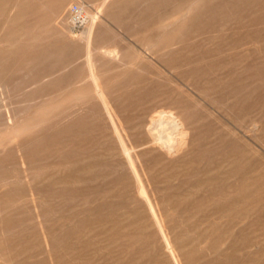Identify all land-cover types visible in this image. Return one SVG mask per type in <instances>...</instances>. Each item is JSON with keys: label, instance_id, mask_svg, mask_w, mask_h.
Wrapping results in <instances>:
<instances>
[{"label": "rangeland", "instance_id": "374dc122", "mask_svg": "<svg viewBox=\"0 0 264 264\" xmlns=\"http://www.w3.org/2000/svg\"><path fill=\"white\" fill-rule=\"evenodd\" d=\"M9 1L10 4L14 3L11 5L14 8L12 11H9V9H13L9 5ZM54 1L56 0H0V11L3 8L5 9L1 11L0 17V40L2 39L0 41V57L4 58H0V61L2 60L0 69L3 68L2 72L0 71V82L3 83H0V264H264V51H262L264 50V6L262 5L264 1L221 0L219 2L220 0H215L219 3L217 4L214 0H177L178 2H175L176 0H150L148 2H145V0H117L118 2L107 0L104 6H101L102 0ZM62 2L66 3L63 9L59 11ZM209 2L210 4H208ZM124 3L125 6H123ZM205 3L210 7H207ZM41 4L46 6L43 7ZM77 6L80 12L82 9L85 10L84 25L85 22L87 23L89 14H98V25L103 29V36L108 38V41H105L104 44L115 42V44L120 45L122 56L128 63L119 65L116 61H100V63L98 61V69L106 88H116L120 92L122 100H125L124 107L130 112V115L136 112L134 114L136 115L135 118H140V121L136 119V122H141L145 118L148 119L149 116L164 113L170 108H176L175 110L179 115L187 117L186 127L189 131L187 135L180 137L173 144L151 151L149 156L144 157L143 164L139 167H134L133 163H127V167L132 168L127 174L124 164H120L119 172L114 176L109 175L102 183L87 182V187H82L79 190H77L76 183L75 191L77 190L76 194L79 197L76 200L68 199V202L66 200L64 201L66 203H64L63 200L67 198L63 197V200H61L62 198L56 195L57 190H53V194L56 195L55 198L50 197L51 199L46 202L47 204L43 203L44 206H42L43 209L46 207L54 209L46 219V226L49 229L47 239L51 242L49 246L46 244V237L37 216L38 208H34L29 200L27 188L23 187L18 193L13 188L11 175L14 172V164L11 162L14 158L13 143L15 138L13 136L16 131L13 130L9 118L16 104L20 105L22 119L34 115L39 107L38 95H44L42 97H44L46 108L49 111V122H52L66 114L68 110L75 108V106L82 105L88 97V94L82 93L88 87V83L86 72L83 71L85 68L84 66L81 67V57L65 67L63 65L66 64H52L50 62L52 56L68 57L70 53L74 57L73 53L79 55L81 52L80 49L73 50L75 46L77 47V44L68 43V35L64 32V29H69L71 26L72 16H74L73 10ZM106 7L107 9H104ZM118 7H120V11ZM200 7L202 9H200L201 13L200 10L197 11ZM37 8H39L38 11ZM188 8L189 10H187ZM205 8V13H203ZM208 8L209 11H207ZM51 9L53 12L50 11ZM114 10L118 13H113ZM43 11L45 14H41ZM57 11L58 13H56ZM69 12L73 15L71 16ZM181 13L185 15H180ZM230 13L231 15L228 16ZM63 14L65 15L61 16ZM81 14L84 15L83 12ZM48 15H54V18H48ZM40 16H43L44 19L43 21L41 17L39 21V23L43 21L41 22L43 26L37 23ZM222 16L225 18H222ZM230 16L236 19H232ZM217 18H220V20L218 21ZM172 21L173 24H170ZM36 23L37 25H35ZM105 23H108V25ZM152 23L153 25H151ZM163 23L167 27H164ZM49 24L52 26L49 27ZM146 24L150 25L146 26ZM186 24L189 27L185 26ZM222 24L224 25L221 28ZM117 25L119 28L121 27V31H125L124 35L123 32L117 33L119 32ZM138 26L143 27L139 29ZM154 26L157 28H154ZM206 26L210 29V34H208L209 31ZM34 27L35 32L32 30ZM159 27L163 29H159ZM217 29L219 30L216 31ZM17 31L21 34L20 38L22 37V39L17 35ZM28 32L31 34L24 36ZM109 32L112 33L108 34ZM10 33V37L15 35L16 38H10ZM151 33L154 34L151 35ZM158 33L159 35H157ZM154 36L155 38H153ZM62 37L66 38L62 39ZM93 37L96 39L97 34H94ZM29 38L30 41L32 39L31 42H28ZM183 38H187L189 45L192 44L190 45L192 49L196 50L197 48L187 60L183 57L179 58V56H171V58L168 55L162 58L157 56L145 58L143 57L144 50L137 47L142 46L144 48L147 44H162L167 41L178 45ZM200 38H204V41L202 42ZM52 39L56 40L52 42ZM117 39L119 41H116ZM154 39L155 42H153ZM6 40L8 41L7 45H4ZM38 40L42 42H38ZM197 40H200L199 42L203 46L198 45ZM33 42H38L37 47ZM23 43H25V46ZM55 43L63 45L60 48L58 44L61 50L58 49ZM206 43L207 45H205ZM219 43L222 45H218ZM18 44H22L23 47ZM71 44L73 47L70 46ZM193 44L196 47H193ZM16 45L17 48L13 47ZM71 47L72 52H70ZM52 48H55V50ZM45 49L46 54L45 51H41ZM65 49H68V52ZM208 49H212V52ZM60 51L61 53L58 54ZM32 52L35 55L37 53V57L41 55L39 53L45 54L42 57H47V60H40L41 64L35 67L25 65V61L29 58V55H32ZM8 53L10 54L8 55ZM27 54L28 56H26ZM35 55L30 56V58L35 57ZM7 56L9 58H6ZM20 56L22 58L26 57L23 58L25 60L22 61ZM175 59L178 61L175 62ZM48 60L49 64L47 63ZM16 63H18V65H15L17 70L14 69L17 72L13 70ZM40 65L46 66V69ZM75 66L81 71L74 68ZM70 68L72 75H70ZM52 69L53 71L50 72ZM56 70L60 71L57 72ZM28 71L31 73L26 76ZM32 71H34V75L39 71V77L37 75L35 77ZM74 71L77 73L74 74L75 77L73 76ZM9 76L10 79L13 78L14 80L12 83H10L11 80H8ZM41 76L45 78L42 77V79ZM17 77L25 78V80L23 79L24 83L20 84L23 82L22 79L20 83L15 82ZM234 78L237 80L235 81ZM51 79L54 81L56 79L55 82L58 85L54 81L51 82ZM71 79L72 82H70ZM76 80L79 82H76ZM29 81L30 85L36 82L35 85H32L34 89L28 90V92H26L27 90L23 91L21 87L29 84ZM65 81L67 85L64 84ZM41 82L43 83L41 84ZM5 86L7 89H5ZM17 87H19V90ZM227 87L229 92L226 89ZM53 92L56 96L53 95ZM30 99L33 100L30 101ZM24 105L25 107H23ZM133 108L134 110L130 111ZM131 118L129 117V119ZM180 118L175 117V122L168 129L174 130L177 126H180ZM168 121H170V118H168ZM104 136L110 143L111 138L107 132ZM182 142L188 144L183 147ZM109 147H111V151H116L113 146L110 145ZM92 148L95 153L101 150L100 147L94 146ZM87 153L90 154L89 151ZM115 157L119 158V155L115 153ZM1 158L4 159L1 160ZM98 159L100 160L96 156L89 158L81 165L82 167H91L93 164L98 163ZM79 167L80 164H76L73 169H79ZM4 177L7 183L2 180ZM151 177L152 179H150ZM117 179L125 181L123 182L125 185L133 186L136 189L142 187L145 196L140 201L131 202L129 199L128 202L127 198H122L120 195L121 187ZM157 181L159 185L156 188L151 190L145 188L147 183ZM81 184L85 186L84 181L78 185L82 186ZM121 198L124 202H120L122 201ZM150 198L153 201L161 202L160 209H148L151 206ZM178 203L181 205H178ZM64 205V211L59 212L60 206ZM77 206L83 207L78 208ZM76 207L77 209L73 211ZM170 210L174 213H171ZM68 211H70L69 215L64 213ZM62 214L64 215L62 216ZM139 214L140 219H136ZM74 219L75 223L72 222ZM65 222L67 223L65 224ZM69 223L72 225H69ZM4 227H7L8 230L4 231ZM60 228L62 229L60 230ZM141 228L142 233L139 230ZM153 228L159 229L160 236L169 233L171 237L174 233L173 238L178 240L177 244L180 246V250L174 252L177 248H173L165 254L164 251L166 250L159 245L156 229ZM120 229L123 232H119L122 231ZM73 234L75 238H73ZM175 236L177 237L175 238ZM52 237L57 240H52ZM69 237H71L69 240L73 239V241H69ZM138 237H141L140 241ZM50 249L54 250L50 251ZM46 252L48 254H45ZM131 255L134 257H131Z\"/></svg>", "mask_w": 264, "mask_h": 264}, {"label": "bare ground", "instance_id": "6f19581e", "mask_svg": "<svg viewBox=\"0 0 264 264\" xmlns=\"http://www.w3.org/2000/svg\"><path fill=\"white\" fill-rule=\"evenodd\" d=\"M14 1V0H13ZM17 1V0H16ZM58 1V0H56ZM54 1V2H56ZM74 1V0H73ZM110 1V0H109ZM108 1V2H109ZM112 1V0H111ZM124 1V0H123ZM129 1V0H128ZM127 1V3H128ZM150 0H145V2H148ZM169 1V0H168ZM184 1V0H183ZM215 1V0H214ZM219 1V0H217ZM229 1V0H228ZM252 1V0H251ZM264 1V0H263ZM12 2V1H11ZM21 2V1H20ZM68 2V1H67ZM107 0H102L101 2V6H104L106 4ZM116 2H118L116 0ZM140 2V1H139ZM175 2H178L177 0ZM190 2V1H189ZM197 2V1H196ZM216 2V1H215ZM214 2V3H215ZM221 2V0L219 1ZM253 2V1H252ZM258 2V0L256 1ZM13 3V2H12ZM41 3V2H40ZM65 3L66 2H62V4L60 5V8H59V11L60 9H63V7L65 6ZM126 3V2H125ZM125 3L123 6H125ZM182 3V2H180ZM200 4V2H198ZM212 3V2H211ZM217 4H219L218 2H216ZM224 3V2H222ZM236 3V2H235ZM14 4V3H13ZM13 4H10V1H9V5H13ZM43 4V3H42ZM41 4V5H42ZM52 4V3H51ZM68 4V3H67ZM80 4V3H79ZM100 4V3H98ZM98 4H97V7H98ZM175 4H178V3H175ZM204 4V3H203ZM206 4V3H205ZM210 4V2L208 3ZM132 5V4H131ZM135 5H138V4H135ZM174 5V3H173ZM190 5V4H189ZM193 5V3H192ZM191 5V6H192ZM207 5V4H206ZM241 5V4H240ZM249 5V4H248ZM253 5V4H252ZM264 6V4H262ZM43 7H45L44 5H42ZM40 6V7H42ZM122 6V8H123ZM128 6V5H127ZM179 6V5H177ZM188 6V4H187ZM198 6V5H197ZM216 6V4H215ZM256 6V5H254ZM12 7V6H11ZM10 7V8H11ZM15 7V5H14ZM83 7V6H82ZM100 7V6H99ZM196 7V6H195ZM199 7V6H198ZM203 7V5H202ZM207 7H210L207 5ZM206 7V8H207ZM219 7V6H218ZM217 7V8H218ZM253 7V6H252ZM259 7V6H257ZM256 7V8H257ZM13 8V7H12ZM109 8V7H108ZM120 7H118V10L120 11L119 9ZM127 8V7H126ZM192 8V7H191ZM194 8V7H193ZM205 9L203 13H205ZM246 8V7H244ZM251 8V7H250ZM46 9V8H45ZM104 9H107L104 8ZM198 9V8H196ZM201 9V7L197 10L199 11ZM213 9V8H211ZM216 9V7H215ZM243 9V8H242ZM252 9V8H251ZM260 9V8H259ZM4 11L5 9H1V11ZM12 11L14 10L13 9H9V11ZM39 10V8H37V11ZM41 10V8H40ZM58 10V9H57ZM71 10V9H70ZM69 10V11H70ZM98 10V9H97ZM101 10V8H100ZM103 10V9H102ZM110 10V9H109ZM117 10V9H116ZM116 10H114L115 12L113 13H118L116 12ZM189 10V8L187 9ZM192 10V9H190ZM195 10V9H194ZM202 10V9H201ZM201 10H200V13H201ZM253 10V9H252ZM1 11H0V17H1ZM51 12L52 9L50 10ZM123 11V10H122ZM161 11V10H160ZM172 11V10H171ZM193 11V10H192ZM191 11V12H192ZM209 11V8L208 10ZM232 11V10H231ZM68 12V11H67ZM85 12L84 9L81 10L80 12V9L79 7L77 6L76 9L73 10V14L74 16H72L73 14H71L72 16V20H71V26L69 27V29H64V32L65 34L68 35V43H72L73 45L77 44V47L75 46V48H73V50L77 49L80 51V54L77 56L76 54H72L76 55L75 59L74 57H72L70 55V53L67 55L68 57H51L52 60L50 61L52 64L54 63H57V64H66V65H63V67L65 66H68L70 63H73V62H76L77 58H82V66H84L85 71L86 72V81L88 83V87L82 91L83 94H88L87 98L84 100L83 104L80 105V106H75V108L71 109V110H68L66 114H64L63 116H61L60 118H58L57 120L55 121H52V122H49V119H50V116H49V111L47 110L46 108V101L44 99V95H38L39 97V107L37 109V112L34 114V115H30L28 116L27 118L25 119H22L21 117V111H20V105H17L15 106V108L13 109V111H11V115H10V123L13 125V130L16 131V133H14V158H13V163L14 164V172L13 174L11 175V178H12V183H13V188L14 190H16V193H18L19 191H21L23 189V187H26L27 188V193L29 195V200L32 202L34 208H38V213H37V216L39 218V222H40V225L42 227V230H43V234L44 236L46 237V244L47 245H51L49 242V240L47 239V235H48V226H46V219H48V216H50V214L54 211V209L52 207H49V208H45L43 209L42 206L43 203L44 204H47L46 202H48L52 197V198H55V196H59L60 198H62L61 200H63V197H66L67 199H64V201L67 200L68 202V199L70 200H76L78 197V195L76 194V191L79 190L80 188L84 187L86 188L87 187V182H95V183H102L105 181V178L109 177V175L111 176H114L116 175L119 170H120V164H124L125 166V172L126 174L128 172H130V170H132V168H129L127 167V163H133L134 167H139L140 165L143 164V160H144V157L145 156H149L150 152L151 151H154V150H158L160 148H162L163 146L165 145H171L173 144L176 140H179L180 137H183L185 135L188 134V131L189 129L186 127V123L188 122L187 120V117H184L183 115H179L177 112H176V108L173 109V108H170L168 111L166 110V112L164 111V113H161V114H156V115H153V116H149L148 119L145 118V120L139 122L140 118L137 119L135 118L136 115H130V112H128V110L124 107V102L125 100H122L121 98V94L120 92H118V90L116 88H112V89H108L106 88V84L104 85L103 83V80L100 76V72H99V69H98V63H100V61H116L118 62L119 65H123V64H126L128 63L125 59H124V56H122V52H121V47L120 45L118 44H115V42L113 44H104L105 41H108L106 37L103 36V29L101 28L100 25H98V14H89L88 15V19H87V23L85 22V25H84V19H85V16L86 14L82 15L81 13ZM98 12V11H96ZM106 12H108L106 10ZM124 12V11H123ZM131 12V10H130ZM143 12V11H142ZM229 12V11H228ZM256 12V11H254ZM4 13V12H3ZM2 13V14H3ZM41 13V12H40ZM45 14V12L43 11L41 14ZM58 13V11L56 12ZM60 13V12H59ZM88 13V12H86ZM101 13V12H100ZM105 13V11H104ZM103 13V14H104ZM111 13V12H110ZM168 13V12H167ZM182 13H186V12H182ZM180 14V15H185V14ZM189 13V11H188ZM194 13V12H192ZM199 13V14H200ZM222 13V12H221ZM9 14H11L9 12ZM40 14V15H41ZM53 14V13H52ZM68 14V13H67ZM106 14V13H105ZM109 14V13H108ZM152 14V13H151ZM191 14V13H190ZM227 14V13H226ZM238 14V12H237ZM260 14V13H259ZM27 15V14H26ZM25 15V16H26ZM54 15H55V11H54ZM54 15L53 16H47L48 18L49 17H53L54 18ZM57 15V14H56ZM59 15V14H58ZM65 14L61 15V16H64ZM145 15V13H144ZM163 15V13H162ZM161 15V16H162ZM196 15V14H195ZM193 15V16H195ZM231 15L228 14V16ZM255 16V14H253ZM252 15V16H253ZM9 16V15H8ZM24 16V15H22ZM82 16V17H81ZM138 16H141V15H138ZM155 16V15H154ZM159 16V17H161ZM189 16V14H188ZM221 16V15H220ZM241 16H242V13H241ZM42 17V20L44 21L43 19V16H40L39 17V20L37 23H39V21L41 20L40 18ZM69 17V15H68ZM102 17V16H101ZM180 17V16H179ZM178 17V18H179ZM192 17V16H191ZM204 17V16H203ZM224 16H222L223 18ZM226 17V15H225ZM224 17V18H225ZM236 17V16H235ZM4 18H6V16H4ZM8 18V17H7ZM37 18V17H36ZM56 18V17H55ZM70 18V17H69ZM68 18V19H69ZM103 18V17H102ZM193 18V17H192ZM194 18H197V17H194ZM221 18V17H220ZM220 18H217L218 21L220 20ZM230 18H232V16H230ZM234 18V17H233ZM232 18V19H233ZM240 18V17H239ZM238 18V19H239ZM19 19V18H18ZM52 19V18H51ZM59 19V18H58ZM107 19V18H106ZM105 19V20H106ZM109 19V17H108ZM143 19V18H142ZM177 19V18H176ZM190 19V18H189ZM216 19V20H217ZM236 19V18H234ZM13 20V19H12ZM110 20V19H109ZM130 20V19H129ZM158 20V19H157ZM215 20V19H214ZM213 20V21H214ZM215 20V21H216ZM222 20V19H221ZM41 21V22H43ZM54 21V20H53ZM113 21V20H112ZM147 21V20H146ZM176 21V20H175ZM198 21V20H197ZM196 21V22H197ZM208 21V20H206ZM258 21V20H257ZM41 22L39 23L41 25ZM81 22V23H80ZM109 23V21H107ZM5 23H7L5 21ZM21 23V21H20ZM37 23L35 25H37ZM52 23V21H51ZM69 23V22H68ZM104 23V22H103ZM108 23H105L108 25ZM140 23V22H139ZM138 23V24H139ZM155 23V22H154ZM178 23V22H177ZM101 24V23H100ZM104 24V25H105ZM112 24V23H111ZM114 24V23H113ZM137 24V23H136ZM164 24V27H167L165 26V23ZM168 24V23H167ZM170 24H173V21L170 23ZM207 24V23H205ZM18 25V24H17ZM39 25V26H40ZM57 25V23H56ZM70 25V24H69ZM110 25V24H109ZM115 25V24H114ZM150 25V24H148ZM146 24V26H148ZM153 25V23L151 24ZM175 25V24H174ZM173 25V27H174ZM208 25V24H207ZM224 24L221 25V28L223 27ZM264 25V24H263ZM43 26V25H41ZM49 27H51L52 25H48ZM144 26V27H146ZM169 26V25H168ZM184 26V24H183ZM187 27H189V25H185ZM204 26V24H203ZM252 26V25H251ZM37 27V26H36ZM65 27V26H64ZM68 27V26H67ZM66 27V28H67ZM109 27V26H108ZM107 27V28H108ZM117 27V30L119 32L117 33H121L123 31L120 30V28L118 27V25L116 26ZM136 27V26H135ZM140 27V26H138ZM143 26H141L139 29H142ZM156 26H154L155 28ZM186 27V28H187ZM200 28L202 26H199ZM198 27V28H199ZM207 27V26H206ZM39 28V27H38ZM38 28H36L38 30ZM47 28V27H46ZM61 28V27H60ZM130 28V27H128ZM157 28V27H156ZM161 27H159L160 29ZM197 28V29H198ZM208 28V27H207ZM206 28V29H207ZM220 28V26H219ZM21 29V28H20ZM29 29V28H27ZM35 27L32 28L33 32L34 31ZM132 29V28H131ZM130 29V30H131ZM163 29V28H161ZM264 29V28H263ZM7 30V29H5ZM19 30V29H18ZM36 30L37 33H39L38 31ZM54 30V29H53ZM56 30V29H55ZM108 30V29H107ZM110 30V29H109ZM115 31V29H113ZM127 30V29H126ZM152 30V28L150 29V31ZM154 30V29H153ZM194 30V29H193ZM213 29H211L212 31ZM219 29H217L216 31H218ZM252 30V29H251ZM2 31V30H1ZM21 31V30H20ZM111 31V30H110ZM139 31V30H138ZM157 32H159L158 30H156ZM155 31V32H156ZM161 31V30H160ZM198 31V30H197ZM208 34H210V29L208 28ZM214 31V30H213ZM227 31V30H226ZM259 31V30H258ZM257 31V33L259 34V32ZM19 31H17L16 33H18ZM30 32V31H29ZM27 35H24V36H28L29 33ZM32 32V33H33ZM43 32H45L43 30ZM51 32V31H50ZM108 32V31H107ZM125 32V31H124ZM123 32V35L125 34ZM263 32V31H262ZM14 33V34H16ZM24 33V32H22ZM41 33V32H40ZM112 32H109L108 34H111ZM115 33V32H114ZM195 33V32H194ZM193 33V34H194ZM215 33V31H214ZM219 33V32H218ZM225 33V32H224ZM224 33H220V34H224ZM13 34V33H12ZM25 34V33H24ZM34 34V33H33ZM51 34V33H49ZM94 34H97V38L94 39ZM132 34V33H131ZM154 34V33H153ZM151 33V35H153ZM228 34V32H227ZM11 33L9 34V37H10ZM17 35H19V38H20V33H18ZM61 35V34H60ZM114 35H117V34H114ZM159 35V33L157 34ZM207 35V34H206ZM35 36V35H34ZM33 36V37H34ZM99 36V38H98ZM126 36V35H125ZM130 36V35H129ZM194 36V35H192ZM191 36V37H192ZM197 36V35H196ZM194 36V37H196ZM208 36V35H207ZM210 36V35H209ZM212 36V35H211ZM219 36V35H218ZM222 36V35H220ZM225 36V35H224ZM263 36V35H262ZM13 37V35L11 36ZM10 37V38H11ZM30 37V36H29ZM37 37V36H36ZM39 37V36H38ZM37 37V38H38ZM60 37V36H59ZM117 37V36H116ZM179 37V36H178ZM190 37V38H191ZM192 37V38H194ZM199 37V35H198ZM197 37V39H198ZM206 37V36H205ZM204 37V38H205ZM223 37V36H222ZM232 37V36H231ZM5 38V37H4ZM3 38V40L5 41V39ZM13 38H16V36L14 35ZM12 38V39H13ZM27 38V37H26ZM25 38V39H26ZM66 38V37H65ZM62 37V39H65ZM124 38V37H123ZM155 38V36L153 37ZM203 38V39H204ZM211 38V37H210ZM225 38V37H223ZM229 38V37H228ZM258 38V37H257ZM264 38V37H263ZM8 39V38H6ZM18 39V37H17ZM22 39V37L20 38ZM24 39V38H23ZM42 39V38H41ZM202 38H200L201 40ZM201 40L202 42L204 40ZM209 39V38H207ZM262 39V38H261ZM53 40H56V39H52V42ZM59 40V39H58ZM61 40V38H60ZM177 40V39H176ZM191 40V39H189ZM199 40V41H200ZM2 41V39L0 40ZM11 41V40H10ZM30 41V38L28 40V42ZM32 41V39H31ZM30 41V42H31ZM41 41V40H38V42ZM116 41H119V39H117ZM134 41V40H133ZM156 40L154 39L153 42H155ZM197 40V42H199ZM8 41L6 40L5 44L4 45H7ZM37 42V43H38ZM42 42V41H41ZM224 42V41H223ZM222 42V44H223ZM257 43V41H255ZM262 42V41H261ZM19 43V42H18ZM35 43V45L37 44L36 42H33V44ZM63 44V42H61ZM112 43V42H111ZM179 43V42H178ZM194 43V42H192ZM218 43V42H216ZM215 43V44H216ZM255 43V44H256ZM264 43V41H263ZM9 44V43H8ZM11 44V43H10ZM24 46H25V43H23ZM58 44H59V47L62 48V46L64 45H61L60 43H55V45H57L58 47ZM70 45L73 47V45ZM198 44V43H196ZM221 43H219L218 45H220ZM221 44V45H222ZM3 45V46H4ZM19 45V44H18ZM22 44H20L19 46H21ZM39 45V44H38ZM61 45V46H60ZM179 45V46H178ZM178 45H174L173 42H170V41H167V42H164L162 44L160 43H157V44H147L145 45L144 48H147V49H144L142 46H137L139 48H141V50H144V56L145 58H148L149 56L150 57H165L166 55L168 56H179V58L183 57L185 58V60H187V58H189L194 51L197 50H194V48L192 49L190 47V44L188 43V40L187 38H183V40H180V43ZM200 46H203L201 45V42H199ZM207 45V43L205 44ZM220 45V46H221ZM9 46H12V45H9ZM40 46V45H39ZM196 47V45L193 44V47ZM225 46V45H224ZM15 48H17V45L16 46H13ZM12 47V48H13ZM23 47V46H21ZM21 47H18V48H21ZM28 47V46H27ZM33 47V46H31ZM37 47V45H36ZM41 47V46H40ZM52 47V46H50ZM55 47V48H57ZM58 47V49H60ZM67 47V45H66ZM72 47H71V50L70 52H72ZM178 47V48H177ZM232 47V46H231ZM2 48V47H1ZM7 48V47H6ZM55 48H52L55 50ZM199 48V46H198ZM234 48V47H232ZM5 49V48H4ZM11 49V47H10ZM26 49V47H25ZM29 49V48H28ZM57 49V50H58ZM231 49V48H230ZM229 49V50H230ZM12 50V49H11ZM14 50V49H13ZM61 50V49H60ZM67 50L68 52V49H65V51ZM207 50V49H206ZM209 50V49H208ZM212 50V49H211ZM211 50H209L210 52H212ZM214 50V49H213ZM1 51V50H0ZM7 51V50H6ZM41 51H45V54H46V49L45 50H41ZM40 51V52H41ZM59 51V50H58ZM57 51V52H58ZM205 51V50H204ZM264 51V50H262ZM19 52V51H18ZM22 52V51H21ZM30 52V51H29ZM28 52V53H29ZM206 52V51H205ZM204 52V53H205ZM217 52V51H215ZM27 53V52H26ZM61 51L58 53L60 54ZM141 53V52H140ZM202 53V52H201ZM4 54V53H3ZM6 54V52H5ZM4 54V55H5ZM10 53H8L9 55ZM31 54V53H30ZM41 54V55H40ZM44 54V55H45ZM53 54V53H51ZM65 54V53H64ZM67 54V53H66ZM14 55V54H13ZM32 55L34 56L35 54H33L32 52ZM32 55H29V58L25 61V65H30V67H35L36 65H39L41 64L40 63V60H47V57H42L44 56L42 53H39V57H37V53L35 55V57H31ZM49 55V54H48ZM223 55V54H221ZM23 56V55H22ZM28 56V54L26 55ZM195 56V55H194ZM205 56V55H204ZM203 56V57H204ZM4 57V56H3ZM12 57V55H11ZM15 57V56H14ZM21 57V56H20ZM19 57V58H20ZM193 57V56H192ZM1 58V57H0ZM6 58H9V56H7ZM22 58V57H21ZM20 58V59H21ZM23 58H26V57H23ZM23 58L21 59L22 61ZM130 58V57H129ZM128 58V59H129ZM172 58V57H171ZM1 59H4V58H1ZM16 59V57H15ZM14 59V61H16ZM101 59V60H100ZM127 59V60H128ZM152 59V58H151ZM155 59V58H154ZM166 59V58H165ZM9 60V59H7ZM6 60V61H7ZM12 60V59H10ZM19 60V59H18ZM177 62L178 60L175 59ZM2 61V60H1ZM0 61V63H2ZM81 61V60H80ZM99 61V62H98ZM174 61V60H173ZM190 61V60H189ZM49 62V60L47 61V63ZM98 62V63H97ZM202 62V61H201ZM11 63H14V62H11ZM20 63V62H19ZM182 63V62H181ZM189 63V62H187ZM186 63V64H187ZM49 64V63H48ZM80 64V62H79ZM1 65V64H0ZM8 65V64H7ZM6 65V66H7ZM15 65H18V63L14 64V67H13V70H15ZM189 65V64H188ZM5 66V67H6ZM11 66H13L11 64ZM42 66L44 69H46L44 67V65H40ZM56 66V65H55ZM61 66V65H60ZM59 66V67H60ZM73 66V65H72ZM102 66V65H101ZM182 66V65H181ZM187 66V65H185ZM254 66V65H253ZM26 67V66H25ZM58 67V69H60ZM62 67V66H61ZM62 67V68H63ZM2 68V67H1ZM15 68V69H14ZM17 68H20V67H17ZM48 68V66H47ZM74 68H77V66H75ZM73 68V69H74ZM247 68V67H246ZM3 69V68H2ZM2 69H0V71L2 72ZM25 69V68H24ZM30 69V68H29ZM28 69V70H29ZM33 69V68H32ZM36 69V68H35ZM39 69V68H38ZM67 69V68H66ZM66 69H64L66 71ZM83 69V68H82ZM11 70V71H13ZM17 70V69H16ZM15 70V72H17ZM34 70V69H33ZM43 70V69H42ZM63 70V71H64ZM78 70V68H77ZM107 70V68H106ZM53 71L50 70V72ZM57 71V70H56ZM60 70H58L57 72H59ZM78 71H81V69H79ZM101 71V70H100ZM237 71V70H235ZM234 71V72H235ZM14 72V71H13ZM12 72V73H13ZM36 72V71H35ZM38 72L37 71L36 75L38 76ZM70 72H71V68H70ZM106 72V71H104ZM187 72V71H186ZM247 72V71H246ZM10 73V72H9ZM29 73H31L30 71H28V74H26V76L30 75ZM34 73V71H32V74ZM55 73V72H54ZM62 73V72H61ZM60 73V74H61ZM79 73V72H78ZM189 73H192V72H189ZM195 73V72H193ZM227 73V72H226ZM230 73V72H229ZM233 73V72H232ZM254 73V72H253ZM23 74V73H22ZM42 74V73H41ZM48 74V73H47ZM70 74V73H69ZM68 74V75H69ZM74 74H77L75 71L73 73V76L75 77ZM84 74V73H83ZM255 74V73H254ZM34 75V74H33ZM36 75H34L35 77H37ZM40 75V74H39ZM43 75H46V74H43ZM50 75V73H49ZM48 75V76H49ZM52 75V74H51ZM72 75V72L71 74ZM228 75H231V74H228ZM233 75V74H232ZM25 76V77H26ZM60 76V75H59ZM81 76V75H79ZM83 76V75H82ZM227 75L225 74V77ZM234 76V75H233ZM236 76V75H235ZM238 76V75H237ZM3 77V76H2ZM32 77V76H31ZM39 77V76H38ZM44 76H41L40 78H42ZM47 77V76H46ZM232 77V76H231ZM1 78V77H0ZM39 78V79H40ZM45 78V77H44ZM56 78V77H54ZM77 78V77H76ZM233 78V77H232ZM238 78V77H237ZM249 78V77H248ZM251 78V77H250ZM260 78V77H259ZM4 79V78H3ZM6 79V78H5ZM17 79L15 82L17 83H20L23 81V79L25 80V78L22 79V77H17L15 78ZM22 79V81H21ZM43 79V78H42ZM41 79V80H42ZM59 79V78H57ZM68 79V78H67ZM73 79V78H72ZM72 79L70 82H72ZM148 79V78H146ZM229 79L231 80L230 76H229ZM240 79V78H239ZM246 79V78H245ZM8 80H11L10 83H12L14 80L13 78L10 79V76H9V79ZM29 80V79H28ZM27 80V82H28ZM32 80V78H31ZM82 80V79H81ZM80 80V81H81ZM215 81L216 80H219V79H214ZM235 80V78H234ZM237 80V79H236ZM235 80V81H236ZM243 80V79H242ZM33 81H34V78H33ZM54 81L53 79H51V82ZM56 81V79H55ZM54 81V82H55ZM75 81V80H74ZM78 80H76L77 82ZM220 81V80H219ZM4 82V81H3ZM26 82V83H27ZM44 82V81H43ZM41 82V84L43 83ZM79 82V81H78ZM144 82V81H142ZM1 83V82H0ZM24 81L20 84H23ZM47 83V82H46ZM56 83V82H55ZM68 84H70L69 82H67ZM233 83V82H232ZM3 84V83H1ZM34 85L36 84L33 83ZM33 84L30 85V81H29V84H26V85H23V87H21V89L24 91V90H27L26 92H28V90H33L34 87L32 86ZM39 84V83H38ZM65 85L66 84V81L64 83ZM219 84V83H218ZM231 84V83H230ZM30 85V86H29ZM56 85H58L56 83ZM217 85V84H216ZM215 85V86H216ZM221 85V84H220ZM7 86V85H6ZM5 86V89H7ZM21 86V85H20ZM19 86V87H20ZM29 86V87H27ZM55 86V85H54ZM62 86H63V83H62ZM214 86V85H213ZM214 86V87H215ZM2 87V86H1ZM19 87L18 90H19ZM33 87V88H32ZM56 87V86H55ZM66 87V86H64ZM69 88V86H67ZM131 87V86H130ZM133 87V86H132ZM220 87V86H219ZM229 87V85H228ZM228 87L226 88L228 90ZM62 88V87H61ZM67 88V90H68ZM217 88V87H216ZM3 89V90H5ZM10 89V88H9ZM16 89V88H15ZM13 89V90H15ZM63 89V88H62ZM12 90V91H13ZM60 90V89H59ZM66 90V89H65ZM150 90V89H149ZM7 91V90H6ZM17 91V90H16ZM21 91V90H20ZM19 91V92H20ZM256 91V90H255ZM22 92V91H21ZM73 92H74V89H73ZM153 92V91H152ZM151 92V93H152ZM229 92V90H228ZM4 93V92H3ZM6 93V92H5ZM12 93V92H10ZM55 94V92H53ZM61 93V92H60ZM64 93V92H63ZM232 93V92H231ZM239 93V92H238ZM2 94V93H1ZM14 94V93H13ZM17 94V93H16ZM51 94V93H50ZM65 94V93H64ZM138 94V93H137ZM153 94V93H152ZM151 94V96H152ZM161 95H163L162 93H160ZM159 94V95H160ZM241 94V93H240ZM19 95V94H18ZM21 95V94H20ZM236 95V94H235ZM238 95V94H237ZM6 96V95H5ZM158 97V95H156ZM3 97V96H2ZM20 97V96H19ZM36 97V98H38ZM75 97V96H74ZM144 97V96H143ZM164 97V96H163ZM73 98V97H72ZM141 98V97H140ZM156 98V97H154ZM4 99V98H3ZM7 99V97H6ZM35 99V98H34ZM51 99V98H50ZM49 99V101H50ZM53 99H55L53 97ZM52 99V100H53ZM71 99V98H70ZM148 99V98H147ZM163 99V98H162ZM11 100V99H10ZM33 100V99H32ZM30 99V101H32ZM144 101V98L142 99ZM141 100V101H142ZM151 100V99H149ZM148 100V101H149ZM6 101V100H5ZM9 101V100H8ZM27 101V100H25ZM29 101V100H28ZM29 101V102H30ZM147 101V103H148ZM152 101V100H151ZM154 101V99H153ZM36 102V101H35ZM138 102V101H137ZM150 102V101H149ZM5 103V102H4ZM17 103V102H16ZM141 103V102H140ZM145 103V102H144ZM8 104V102H7ZM6 104V105H7ZM32 104V102H31ZM35 105V103H33ZM56 104V103H55ZM139 104V103H138ZM26 105V103H25ZM25 105L23 107H25ZM133 106V105H132ZM140 106V105H139ZM161 106V105H160ZM13 107V106H12ZM152 107V106H151ZM135 108V107H134ZM133 109H129L130 111L134 110ZM141 108V107H140ZM143 108V107H142ZM155 108V106H154ZM147 109V108H146ZM10 110V108H9ZM140 110V109H139ZM138 110V111H139ZM142 110V109H141ZM150 110V109H149ZM154 110V109H153ZM159 110V109H158ZM32 111V110H31ZM137 111V113H138ZM64 112V111H63ZM153 112V111H152ZM148 113V112H147ZM145 114V113H144ZM150 115V113H148ZM147 114V115H148ZM141 115V114H140ZM54 116V115H53ZM146 116V115H145ZM144 116V117H145ZM7 117V116H6ZM5 117V118H6ZM129 117H132L131 119H129ZM175 117H181V121H180V126H177L176 129L174 130H170L168 129L169 126H172V124L175 122ZM143 118V117H142ZM168 118H170V121H168ZM136 119L139 120L138 122H136ZM9 124V123H8ZM107 132V134L110 136V143H108V140L105 139V136L104 134ZM114 147V149L116 151H111V147H109L110 145ZM183 144V147L184 145H187L188 143L186 142H182ZM191 144V143H190ZM100 147V151L98 153H95L93 151V148L92 147ZM128 149V151H127ZM90 152V154H88L87 152ZM115 153H117L119 155V158H116L115 157ZM1 154V153H0ZM7 154V153H6ZM10 154V152H9ZM4 156V155H3ZM99 157L100 160L98 159V163H95L93 164L91 167H87V166H83L81 164H84V162H86L89 158H93V157ZM7 158V157H6ZM4 159V158H3ZM1 158V160H3ZM10 160V159H9ZM97 161V160H96ZM9 162V161H8ZM2 163V162H1ZM4 163L7 164V162L4 161ZM10 164V163H9ZM76 164H80V167L79 169H76L73 167L76 166ZM79 166V165H78ZM12 170V171H13ZM74 170V171H73ZM78 171V172H77ZM7 175V174H6ZM86 176L85 178L82 176ZM82 176V177H81ZM9 178V177H8ZM152 179V177L150 178ZM2 180H4V182L7 183L6 181V178H2ZM118 180V179H117ZM82 181H84V185L80 186L78 184L82 183ZM114 181V180H113ZM123 182L125 181H119L118 180V184L119 186L121 187V191H120V195L122 196V198L125 197V199L127 198L128 202H129V199L130 201H140L142 200V197L145 196V193L141 188L139 189H136L135 187L133 186H130V185H125ZM5 183V184H6ZM76 183H77V190L75 191L76 189ZM112 183V182H111ZM139 183V182H138ZM111 185V184H109ZM159 185L158 181L157 182H150V183H147L146 184V187L148 190H151L153 188H156L157 186ZM102 187V186H101ZM100 187V188H101ZM53 190H57V194L54 195L53 194ZM132 191V192H131ZM92 192V191H91ZM88 195V194H86ZM135 195V196H134ZM81 196V194H80ZM91 196V195H89ZM23 197V196H22ZM101 197V196H100ZM115 197V196H114ZM97 198V197H96ZM119 198V197H118ZM120 199L122 201L120 202H124L123 199ZM17 199V198H16ZM105 199V198H104ZM116 199V198H115ZM114 199V200H115ZM162 199V198H161ZM174 199V197H173ZM20 200V199H19ZM109 197H108V201H109ZM111 200H112V196H111ZM119 200V199H118ZM151 201V206L148 208V209H154V210H157V209H160V203L159 201H153L151 198L149 199ZM39 201H43L42 203ZM99 201V199H98ZM105 201H107L105 199ZM146 201V200H144ZM62 202V203H63ZM100 202V201H99ZM104 202V201H102ZM112 202V201H111ZM115 202V201H114ZM117 202V201H116ZM163 202V201H162ZM169 202V201H168ZM66 203V202H64ZM88 204V203H87ZM86 204V205H87ZM91 204V203H90ZM101 204V203H100ZM180 203H178L179 205ZM23 205V204H22ZM84 205V204H83ZM93 205V204H92ZM91 205V206H92ZM124 205V204H123ZM181 205V204H180ZM25 206V205H24ZM96 206V205H95ZM102 206H103V203H102ZM106 206V204H105ZM122 206V205H121ZM176 206V205H175ZM28 207V206H27ZM64 206H60V208L58 209L59 212H63L64 211ZM78 208L79 207H83V206H77ZM76 208H72L73 211H75ZM120 207V206H119ZM184 207V206H182ZM104 208V207H103ZM175 208V207H174ZM180 208V207H179ZM193 208V207H192ZM190 208V209H192ZM116 209V208H115ZM121 209V207H120ZM119 209V210H120ZM189 209V208H188ZM71 210V209H70ZM113 210V208H112ZM171 210H172V207H171ZM170 210V211H171ZM177 210V209H176ZM174 210V211H176ZM98 211V210H97ZM96 211V212H97ZM122 211V209H121ZM120 211V212H121ZM168 211V210H167ZM178 211H181V210H178ZM106 212V211H105ZM119 212V213H120ZM173 211H171L172 213ZM65 214H70V211H68L67 213L64 212ZM93 213V212H92ZM123 213V212H121ZM168 213V212H167ZM174 213V212H173ZM60 214V213H59ZM68 214V215H69ZM83 214V213H82ZM85 214V213H84ZM64 214H62L63 216ZM80 215V214H78ZM176 215V214H175ZM82 216V215H81ZM87 216V215H85ZM132 216V215H130ZM136 216V215H134ZM174 216V215H173ZM184 216V214H183ZM55 217V216H54ZM59 217V216H58ZM66 217V216H64ZM88 217V216H87ZM104 217V216H103ZM109 217V216H108ZM119 217V216H118ZM125 217V216H123ZM178 217V216H177ZM56 218V217H55ZM76 218H78L76 216ZM134 218V217H133ZM169 218V217H168ZM176 218V217H175ZM107 219V218H106ZM109 219V218H108ZM107 219V220H108ZM120 219V218H119ZM131 219V218H130ZM129 219V220H130ZM136 219H140V214H139V217L136 218ZM135 219V221H136ZM174 219V217H173ZM55 220V219H54ZM57 220V219H56ZM78 220V219H77ZM132 220V219H131ZM70 221V220H69ZM91 221V220H90ZM75 223V219L74 221H72ZM70 222V223H72ZM116 222V221H115ZM132 222V221H131ZM138 222V221H137ZM67 222H65L66 224ZM69 225H72L70 224ZM89 223V222H88ZM101 223V222H100ZM64 224V225H65ZM134 224V223H133ZM56 225V224H55ZM75 225V224H74ZM94 225V224H93ZM58 226V224H57ZM68 226V224H67ZM91 226V225H90ZM106 226V225H104ZM137 226V225H136ZM155 226V225H154ZM50 227V226H49ZM60 227V226H59ZM65 227V226H64ZM76 227V225H75ZM133 227V226H132ZM130 227V228H132ZM135 227V226H134ZM82 228V227H81ZM121 228V227H119ZM129 228V229H130ZM62 228H60L61 230ZM103 229V228H102ZM153 229H156V235H158L157 237L159 238V245L163 246V249H165L166 251H164V253L168 252L169 250L173 249V248H177L174 252H177L180 250V246H178L177 242L178 240H175L173 238V235L174 233L171 235L170 237V234L169 233H165V235H163V233H161L163 236H160V233H159V229L158 228H153ZM4 231H7V227H4L3 228ZM58 230V229H57ZM118 230V228H117ZM116 230V232H117ZM122 230V229H120ZM131 230V229H130ZM138 230V229H137ZM141 230V233H142V228L139 229ZM31 231V230H30ZM38 232V231H37ZM119 232H123L122 231H119ZM138 232V231H137ZM74 233V232H73ZM76 233V232H75ZM131 233V232H130ZM159 233V234H157ZM92 234V233H90ZM114 234V233H113ZM115 235V234H114ZM131 235V234H129ZM63 236V235H62ZM74 236V234H73ZM91 236V235H90ZM136 236V235H135ZM178 236V235H177ZM175 236V238L177 237ZM54 237V236H53ZM51 238L52 240L53 239H56V238ZM61 238V235L59 236ZM64 237V236H63ZM62 237V238H63ZM5 238V237H4ZM50 238V237H49ZM71 237L68 238V240L70 239ZM75 238V236L73 237ZM97 238V237H96ZM137 238V237H136ZM140 238L141 237H138L139 241H140ZM147 238V237H146ZM171 238V239H170ZM170 239V240H169ZM179 239V238H178ZM182 239V238H181ZM57 240V239H56ZM55 240V241H56ZM73 241V239H71ZM69 240V241H71ZM87 240V239H86ZM95 240V239H94ZM180 240V239H179ZM51 241V240H50ZM64 241V240H63ZM62 241V242H63ZM67 241V239H66ZM90 241V240H89ZM142 241V240H141ZM61 242V244H63ZM102 242V241H101ZM60 243V242H59ZM149 243V242H148ZM8 245V244H7ZM118 245V244H117ZM129 246V245H127ZM48 248V247H47ZM52 248H55V247H52ZM57 249V248H56ZM48 250V249H47ZM52 249H50L51 251ZM54 250V249H53ZM52 250V251H53ZM59 250V248H58ZM49 251V250H48ZM47 251V252H48ZM45 253V254H48V253ZM104 252V251H103ZM11 253V252H10ZM24 253V252H23ZM44 253V252H43ZM165 253V254H166ZM44 254V255H45ZM101 254V253H100ZM104 254V253H102ZM134 255V254H133ZM133 255H131V257H134ZM47 256V255H45ZM44 256V257H45ZM169 256V255H168ZM6 257V256H5ZM62 257V256H61ZM8 258V257H7ZM121 258V257H120ZM130 258V257H129ZM95 259V258H93ZM62 260V259H61ZM64 260V259H63ZM62 260V261H63ZM124 262V260H122ZM127 261V260H126ZM22 262V261H21ZM25 263V262H23ZM94 263V261H93ZM97 263V261H96ZM109 263V262H108ZM120 263V262H119ZM98 264V263H97Z\"/></svg>", "mask_w": 264, "mask_h": 264}]
</instances>
